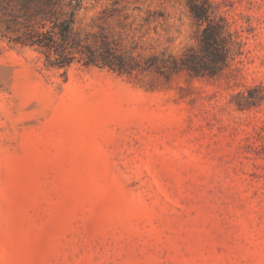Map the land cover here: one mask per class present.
Listing matches in <instances>:
<instances>
[{
  "label": "rangeland",
  "instance_id": "1",
  "mask_svg": "<svg viewBox=\"0 0 264 264\" xmlns=\"http://www.w3.org/2000/svg\"><path fill=\"white\" fill-rule=\"evenodd\" d=\"M195 4L233 34L215 75L173 66ZM72 27L68 67L0 35V264H264V0H80ZM104 41L125 71L85 63Z\"/></svg>",
  "mask_w": 264,
  "mask_h": 264
},
{
  "label": "trees",
  "instance_id": "2",
  "mask_svg": "<svg viewBox=\"0 0 264 264\" xmlns=\"http://www.w3.org/2000/svg\"><path fill=\"white\" fill-rule=\"evenodd\" d=\"M61 1L0 0V20L3 23L0 35L23 45L40 48L46 54L49 65L70 66L75 59V49L78 45L72 23L80 0L72 5L69 15L64 18H60L58 10ZM192 10L196 18L208 21L201 34L200 51L190 52L180 60L174 59L173 66L177 70L187 69L194 75H215L227 66L234 56V49L229 44L231 40H227L231 38L233 41V34L227 29L223 17L218 20L210 19L207 10L196 4ZM86 48V51L82 50L86 53L83 59L86 64L109 66L119 72L127 69L122 58L114 55L107 41H104L105 49L100 54H96L89 46Z\"/></svg>",
  "mask_w": 264,
  "mask_h": 264
}]
</instances>
